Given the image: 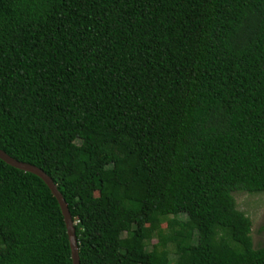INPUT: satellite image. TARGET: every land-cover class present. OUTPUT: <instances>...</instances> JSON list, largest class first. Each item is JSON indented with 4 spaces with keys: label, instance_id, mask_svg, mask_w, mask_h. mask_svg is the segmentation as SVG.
I'll return each mask as SVG.
<instances>
[{
    "label": "trees",
    "instance_id": "16d2710c",
    "mask_svg": "<svg viewBox=\"0 0 264 264\" xmlns=\"http://www.w3.org/2000/svg\"><path fill=\"white\" fill-rule=\"evenodd\" d=\"M0 151L78 264H264V0H0ZM0 264H71L1 160Z\"/></svg>",
    "mask_w": 264,
    "mask_h": 264
},
{
    "label": "water",
    "instance_id": "95a60500",
    "mask_svg": "<svg viewBox=\"0 0 264 264\" xmlns=\"http://www.w3.org/2000/svg\"><path fill=\"white\" fill-rule=\"evenodd\" d=\"M0 160L13 168L21 170L23 172L31 173L43 181V183L46 185V187L50 191L51 195L53 196V198L55 199L59 207L62 220H63V224H64V228H65V232H66L67 243H68L69 253H70V262L71 264H78L77 244H76V238L74 234L73 223L69 216L64 200L62 199L61 195L57 192L54 184L51 182L49 177H47L41 170H39L38 168L34 166H31L25 163H20V162H17L11 159L9 156H7L2 151H0Z\"/></svg>",
    "mask_w": 264,
    "mask_h": 264
},
{
    "label": "rangeland",
    "instance_id": "374dc122",
    "mask_svg": "<svg viewBox=\"0 0 264 264\" xmlns=\"http://www.w3.org/2000/svg\"><path fill=\"white\" fill-rule=\"evenodd\" d=\"M232 196L235 208L250 220L253 247L264 246V194L234 192Z\"/></svg>",
    "mask_w": 264,
    "mask_h": 264
}]
</instances>
